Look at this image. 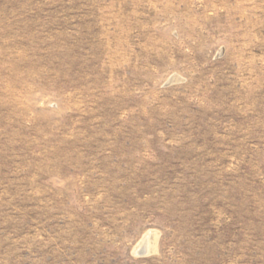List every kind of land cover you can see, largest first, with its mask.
Masks as SVG:
<instances>
[{"label":"rangeland","instance_id":"rangeland-1","mask_svg":"<svg viewBox=\"0 0 264 264\" xmlns=\"http://www.w3.org/2000/svg\"><path fill=\"white\" fill-rule=\"evenodd\" d=\"M0 264H264V0H0Z\"/></svg>","mask_w":264,"mask_h":264},{"label":"bare ground","instance_id":"bare-ground-1","mask_svg":"<svg viewBox=\"0 0 264 264\" xmlns=\"http://www.w3.org/2000/svg\"><path fill=\"white\" fill-rule=\"evenodd\" d=\"M147 236H144V238L139 242V244L136 246V250H135V253H145V251H148V252H151L153 250H155V242L153 241L152 243H150L148 241V244H147Z\"/></svg>","mask_w":264,"mask_h":264},{"label":"water","instance_id":"water-1","mask_svg":"<svg viewBox=\"0 0 264 264\" xmlns=\"http://www.w3.org/2000/svg\"><path fill=\"white\" fill-rule=\"evenodd\" d=\"M143 253H140V255H142Z\"/></svg>","mask_w":264,"mask_h":264}]
</instances>
